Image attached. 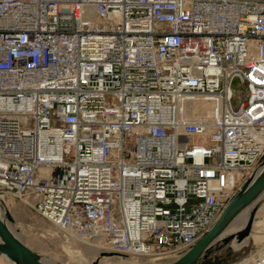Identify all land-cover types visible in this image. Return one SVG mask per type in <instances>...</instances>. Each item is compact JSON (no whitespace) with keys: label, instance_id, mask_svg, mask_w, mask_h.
I'll list each match as a JSON object with an SVG mask.
<instances>
[{"label":"built area","instance_id":"1","mask_svg":"<svg viewBox=\"0 0 264 264\" xmlns=\"http://www.w3.org/2000/svg\"><path fill=\"white\" fill-rule=\"evenodd\" d=\"M263 160L264 0H0V195L65 240L177 258Z\"/></svg>","mask_w":264,"mask_h":264},{"label":"rangeland","instance_id":"2","mask_svg":"<svg viewBox=\"0 0 264 264\" xmlns=\"http://www.w3.org/2000/svg\"><path fill=\"white\" fill-rule=\"evenodd\" d=\"M212 103H216V99L210 95H204V94H193L188 95L184 97V99H181L178 103L179 107V114L180 120L185 124H190L194 118L202 116L206 110H209L210 107H212ZM212 119H210L211 122ZM215 119L213 118V121ZM201 130V129H200ZM199 129H195L193 133L198 134H206V129L200 131ZM7 199V198H6ZM10 203L11 213L16 221H18L22 227L19 226V238L27 243H31L33 248L37 249L35 247V240H39L44 244V251H49L51 253H54L57 258L61 261H66L68 264H78L79 257L81 255H78L76 250L78 252H84V244L80 240H64L60 237H58L54 233V229L51 228V226L48 225L47 222L42 220L39 216H37L33 211L29 210L28 208L24 207L21 202L18 200H15V203H13L10 199H8ZM254 216H263L264 219V199L257 203V207L255 210ZM261 226L258 225H252L251 227V237L253 242V247L260 249L261 245L264 243V230L261 233L256 234V230H259ZM264 228V226H263ZM47 229H51L53 231L52 233H49ZM250 240V241H251ZM73 241V242H70ZM95 242L96 245L100 246L99 241H91ZM63 243L71 248L73 250L69 252L68 254L65 251V248L63 247ZM258 246V247H257ZM260 247V248H259ZM255 250V249H254ZM248 252L246 250L245 254ZM118 255H121L122 257H128L126 259H120ZM129 253H115V252H109L104 249H100L99 255L94 258V260L89 259L92 264H122V263H130V264H168L170 263L173 258L165 255H159V254H151L147 256H134L133 259L129 258ZM74 258H73V257ZM84 257V256H82ZM90 264V263H89Z\"/></svg>","mask_w":264,"mask_h":264},{"label":"water","instance_id":"3","mask_svg":"<svg viewBox=\"0 0 264 264\" xmlns=\"http://www.w3.org/2000/svg\"><path fill=\"white\" fill-rule=\"evenodd\" d=\"M231 97L230 106L236 110L245 94V89L237 77L230 81ZM264 192V160L252 171L250 176L243 182L239 190L227 202L211 227L185 252L168 264H201L199 258L207 246L218 237L223 229L232 221L235 215L242 209H247V217L244 225L238 231V238L249 233L252 227L253 215L257 207V198ZM4 217L10 223L14 222L13 216L8 210L4 211ZM0 252L14 264H48L15 234L8 229L0 218ZM228 238V237H227ZM226 238V239H227ZM53 264H63L54 262Z\"/></svg>","mask_w":264,"mask_h":264},{"label":"bare ground","instance_id":"4","mask_svg":"<svg viewBox=\"0 0 264 264\" xmlns=\"http://www.w3.org/2000/svg\"><path fill=\"white\" fill-rule=\"evenodd\" d=\"M219 110H220V104H219V101L216 99V103H212V107H210L209 110H206L202 116L194 118L190 124H185L181 121V124L179 125V129H178L179 133L181 135L182 134H192L193 131H195V129H199V130L201 129L202 132L204 129H206V134H208L209 129L206 126L214 124V122L217 120ZM213 118L215 119L214 121H213ZM210 119H212L211 122H210ZM203 124L205 125V127H202ZM263 193H261V195ZM261 195H259V197ZM259 197L257 198V203H258ZM8 207H9L8 199H6L5 197H1V195H0V218L4 222V224L8 227V229L11 230L19 240H21L19 238V235L17 234L19 232V227L16 226V227H14V229H12L11 228L12 226H10V225H13L15 223V218L13 217L14 222L10 223L4 217L3 213L6 210L9 211ZM246 210L247 209H242L241 211H239L235 215V217L232 219V221L218 235V237L215 238L207 246V248L203 251L201 257L199 258V263H201V264H238L241 260L247 259L250 254H252L256 251H260L262 249V245H261V248L259 247L260 249L257 248V250H256V248L253 247L254 245H253V242L251 240L252 237H251V233H250L251 230L249 231L248 234L243 235V236L238 238L237 233L242 228V226L244 225V223L246 221V217H247V211ZM9 213L12 215V213L10 211H9ZM252 225L261 226L259 228V230H256V234L263 232V230H264V228H263V226H264L263 216H254L253 215ZM54 233L58 237L64 239L63 232H61L59 230H55ZM84 243H85L84 244V246H85L84 252H78L77 250L75 251V252H77L78 255H81V257L84 256V257L90 258V259L91 258L94 259L96 256L99 255L101 246L96 245L95 242H91V241H84ZM0 244H3L1 238H0ZM246 250H248V252L245 254ZM130 254H133V255H129V258L133 259L134 256H136V255L147 256V255H151V254H155V253L143 252V253H130ZM40 256L48 264H53L54 262L58 261L57 259L49 257V256L42 254V253H40ZM118 256L121 257L120 259L128 258V257H122L121 255H118ZM174 259H176V258H173V260ZM58 262H60V261H58ZM0 264H14V263L11 260H9L7 257H5V255L3 253L0 252ZM122 264H126V263H122ZM128 264H130V263H128Z\"/></svg>","mask_w":264,"mask_h":264},{"label":"crops","instance_id":"5","mask_svg":"<svg viewBox=\"0 0 264 264\" xmlns=\"http://www.w3.org/2000/svg\"><path fill=\"white\" fill-rule=\"evenodd\" d=\"M264 199V193L259 197V199H258V202H260V201H262ZM8 203H9V201H8ZM8 209H9V211L11 212V208H10V203H9V207H8ZM10 226H12L11 228L12 229H14V227H19L20 226V228L22 227V225L18 222V221H16L15 220V223L13 224V225H10ZM47 231L49 232V233H52L53 231H51V229H47ZM18 235H19V232L17 233ZM22 240V239H21ZM23 241V240H22ZM29 248H31L33 251H35V252H39V253H42V254H45V255H47V256H49V257H52V258H55V259H57L58 261H60V262H62L63 264H68L66 261H61V260H59L58 258H57V256L54 254V253H51V252H49V251H44V249H45V247H44V244L42 243V242H40L39 240H35V247L37 248V249H35V248H33V247H31L32 246V244L31 243H27V242H25V241H23ZM72 242V241H71ZM63 247L65 248V251H66V253L68 254L69 252H71L72 250H73V248H71V247H69V246H67V245H65L64 243H63ZM73 257V256H72ZM74 258V257H73ZM78 259H80L79 260V263L78 264H92V260H94V259H92L91 261L89 260L90 258H86V257H79Z\"/></svg>","mask_w":264,"mask_h":264}]
</instances>
